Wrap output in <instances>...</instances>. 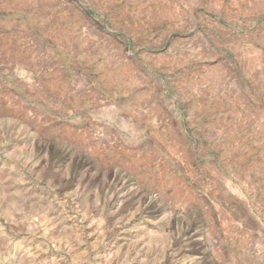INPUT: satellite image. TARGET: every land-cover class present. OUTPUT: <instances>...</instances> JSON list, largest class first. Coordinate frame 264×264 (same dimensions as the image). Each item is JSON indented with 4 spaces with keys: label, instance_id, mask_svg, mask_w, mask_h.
Returning a JSON list of instances; mask_svg holds the SVG:
<instances>
[{
    "label": "rangeland",
    "instance_id": "1",
    "mask_svg": "<svg viewBox=\"0 0 264 264\" xmlns=\"http://www.w3.org/2000/svg\"><path fill=\"white\" fill-rule=\"evenodd\" d=\"M0 264H264V0H0Z\"/></svg>",
    "mask_w": 264,
    "mask_h": 264
}]
</instances>
